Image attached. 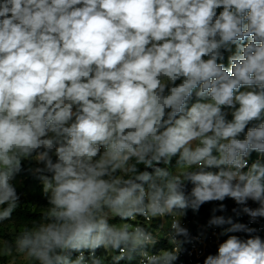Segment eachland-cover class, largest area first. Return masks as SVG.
<instances>
[{
  "label": "clouds",
  "instance_id": "clouds-1",
  "mask_svg": "<svg viewBox=\"0 0 264 264\" xmlns=\"http://www.w3.org/2000/svg\"><path fill=\"white\" fill-rule=\"evenodd\" d=\"M25 160L48 206L0 235L8 264H174L184 210L264 217V0H0V230ZM208 224L203 264H264L256 228Z\"/></svg>",
  "mask_w": 264,
  "mask_h": 264
},
{
  "label": "built area",
  "instance_id": "built-area-1",
  "mask_svg": "<svg viewBox=\"0 0 264 264\" xmlns=\"http://www.w3.org/2000/svg\"><path fill=\"white\" fill-rule=\"evenodd\" d=\"M252 162L250 157L249 163ZM225 205L224 211L217 210L213 213V209H219L220 204ZM247 206L256 208L257 206L253 201H248ZM241 206L237 205L231 198H226L223 202H209L206 206V210L212 216L215 215H226V218L231 216L236 222L248 224L249 227H254L257 229L255 235H259L264 239V217L257 218L255 222H250L251 218L246 214L241 213L240 216H236L233 209H239ZM185 211V215L180 217L182 226L186 227L189 231L188 237H178L179 240L183 241L181 244V250L179 253L178 260L174 264H203L204 259L208 255H216L218 252L219 244L222 243L227 236H221L220 233L223 230L221 227L210 226L208 221L211 217L206 216V214L200 213L198 211H193L188 213ZM171 218L155 219L150 224H146L143 218H138L137 223L148 226L154 234H158L162 238L159 240L157 245L151 249L153 253L158 252L160 249L170 248L171 245L168 243L166 238L167 233L170 230ZM241 236L242 238H247L246 233H230ZM87 255V253H86ZM97 256L105 257V264H112V258L110 255L104 253V251L97 250ZM120 264H140V258L137 257L132 261H121Z\"/></svg>",
  "mask_w": 264,
  "mask_h": 264
},
{
  "label": "trees",
  "instance_id": "trees-1",
  "mask_svg": "<svg viewBox=\"0 0 264 264\" xmlns=\"http://www.w3.org/2000/svg\"><path fill=\"white\" fill-rule=\"evenodd\" d=\"M227 57V53L225 54ZM225 66L227 67V59L224 61ZM230 118V117H229ZM251 126V125H250ZM252 162H254L258 157L256 153H252L251 155ZM175 163V160H173ZM162 166V165H161ZM143 170V166H141ZM151 171V169H148ZM21 180L22 185L18 187L15 184L16 180ZM14 186L17 189L18 195H20V207L13 213L12 224H8L9 222H5V226H12L15 229L21 225L29 224L39 219V209L43 207H47V199L43 195L42 183L38 178V174L35 173L34 169L31 167V164L26 161H22V171L17 174V176L12 181ZM192 185L189 183L187 185V190H191ZM208 203H205L200 207L198 212L206 214V216L212 217L209 214V211L206 210V206ZM188 213H192L195 210L191 208L186 209ZM1 235V234H0ZM4 238L10 239L12 233H7L3 235Z\"/></svg>",
  "mask_w": 264,
  "mask_h": 264
},
{
  "label": "rangeland",
  "instance_id": "rangeland-1",
  "mask_svg": "<svg viewBox=\"0 0 264 264\" xmlns=\"http://www.w3.org/2000/svg\"><path fill=\"white\" fill-rule=\"evenodd\" d=\"M233 50H235V49L233 48ZM25 161H26V162H29V164H31V167H32L33 169H35V168L38 166V165L36 164L35 161H27V160H25ZM15 184H16L18 187H21L22 182H21V180L19 179V180H16V181H15ZM254 204H255L257 207L259 206L256 202H254ZM223 216L226 217V215H223ZM234 221H235V219H234ZM225 227H227V225H226ZM15 231H16V229H15L14 227H12V226H4L3 230H0V234H1V235L7 234V233H12V234H13ZM11 259H12L11 257H8V258H5V259H3V260H0V264H8V261L11 260ZM17 264H21V262L18 261Z\"/></svg>",
  "mask_w": 264,
  "mask_h": 264
}]
</instances>
